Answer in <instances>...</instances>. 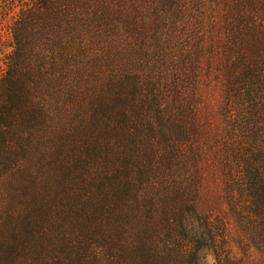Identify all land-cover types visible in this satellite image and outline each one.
I'll return each mask as SVG.
<instances>
[{"label": "trees", "instance_id": "obj_1", "mask_svg": "<svg viewBox=\"0 0 264 264\" xmlns=\"http://www.w3.org/2000/svg\"><path fill=\"white\" fill-rule=\"evenodd\" d=\"M0 1L17 9L0 70V264L264 259V0ZM207 153L227 216L196 212Z\"/></svg>", "mask_w": 264, "mask_h": 264}, {"label": "rangeland", "instance_id": "obj_2", "mask_svg": "<svg viewBox=\"0 0 264 264\" xmlns=\"http://www.w3.org/2000/svg\"><path fill=\"white\" fill-rule=\"evenodd\" d=\"M3 7L4 3L0 1V70H2L5 59L11 52L12 40L9 29L17 11L16 9L15 11L7 14L4 9H2ZM198 96L200 99V103L197 108V117L200 128L199 143L205 145L210 140L216 113L214 92L211 87L210 80L205 74H202L199 83ZM209 158V154L207 153L202 166L201 184L198 190L195 207L196 212L199 216H215L219 214L227 216L226 206L222 199L218 171L212 168ZM191 228L195 232H200L196 222H191ZM232 252L234 260L237 261L235 262L236 264H264V259L254 250H252L246 258H242L241 253L234 247ZM199 257L200 264L214 263L213 256L208 250H202Z\"/></svg>", "mask_w": 264, "mask_h": 264}]
</instances>
